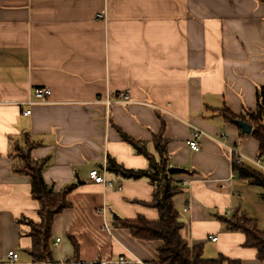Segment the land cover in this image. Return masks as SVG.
I'll return each mask as SVG.
<instances>
[{
    "label": "crops",
    "instance_id": "0c3cea01",
    "mask_svg": "<svg viewBox=\"0 0 264 264\" xmlns=\"http://www.w3.org/2000/svg\"><path fill=\"white\" fill-rule=\"evenodd\" d=\"M36 88L51 96L27 105ZM261 88L262 0H0V264H33L29 228L19 221L38 223L39 204L30 179L13 172L11 156L24 136L35 144L31 158L46 162L43 178L54 191L76 185L72 207L54 218L56 264L72 259L70 236L83 263L122 255L132 264L156 261L162 241L136 240L113 220L159 219L145 205L152 201L149 181L107 170L118 191L94 183L89 173L109 158L127 169H147L146 158L120 131L154 153L153 135L162 125L171 166L197 173L174 177L185 189L174 199L182 238L202 244L204 259L264 264L255 249L244 247L245 236L227 231L218 218L246 211V197L259 187L234 175L217 141L202 137L198 152L187 145L194 126L216 139L225 133L228 145L256 160L258 143L222 112L255 110ZM121 94L129 103H117ZM255 193L264 208L262 192ZM9 251L18 254L16 263Z\"/></svg>",
    "mask_w": 264,
    "mask_h": 264
},
{
    "label": "trees",
    "instance_id": "16d2710c",
    "mask_svg": "<svg viewBox=\"0 0 264 264\" xmlns=\"http://www.w3.org/2000/svg\"><path fill=\"white\" fill-rule=\"evenodd\" d=\"M264 2V0H262ZM256 109L246 110L244 114L236 116L225 108L224 119L235 124L240 120L250 124L253 128L252 137L258 143L256 160L264 164V88L256 94ZM122 138L131 145L135 153L143 155L148 167L145 170L127 169L109 158L106 167L109 172L116 173L127 180L146 179L153 187L152 201L145 204L159 213L157 221H148L139 216L136 220L118 219L114 223L121 229L127 230L130 235L142 242L162 241L163 246L158 250V258L150 264H241L239 260L225 258L220 255L216 259H204L202 244L190 245L180 235L183 227L180 222V212L176 209L174 199L184 194L185 189L181 182L174 179L177 175H170L171 166L168 142L164 139V125L159 133L153 135L152 145L155 152L150 153L146 143L137 141L120 131ZM22 145L16 143L12 158L16 162L13 172L30 179V195L39 204V222L29 219H20V224L26 225L31 238L29 254L33 264H56L52 251V226L56 215L72 207L70 195L76 185H71L62 191L56 192L53 186L48 185L43 178L45 161H35L30 151L35 146L28 136L22 137ZM234 175L246 181L249 185L262 189L261 199L264 202V172L255 166L232 161ZM196 171H186L184 174L193 177ZM229 232H240L245 236V248L255 249L257 259L264 262V231L260 230L255 219L249 218L244 212L234 211L231 216L218 217ZM73 247V257L67 264H83L80 261V245L74 236L69 237Z\"/></svg>",
    "mask_w": 264,
    "mask_h": 264
},
{
    "label": "built area",
    "instance_id": "2783aa9c",
    "mask_svg": "<svg viewBox=\"0 0 264 264\" xmlns=\"http://www.w3.org/2000/svg\"><path fill=\"white\" fill-rule=\"evenodd\" d=\"M51 96V91L49 89L45 88H36L34 90V100L27 102V105H35V104H45L47 103V99ZM117 103H129V96L127 94H121ZM111 102L107 101V105L109 106ZM24 115H29V111L25 112ZM192 132L190 135V138L187 140V145L190 148L191 151L193 152H198L201 148V138L202 137H210L211 139L217 141L224 149H226L229 157L231 158L232 161L236 162H246L248 164H251L255 166L256 168L260 169L262 172H264V164L261 163L259 160H253L249 159L246 156H244L238 149L235 147L228 145L227 142V135L225 133H222L221 139H216L212 136L207 135L204 131L200 130L197 127L191 126ZM107 167L104 166L102 169H93L89 173V178L91 181L98 185L105 186L107 188H113L118 191L121 190V186L118 184H115L113 182L107 181L105 175H106ZM233 178V176L231 177ZM189 209V205L186 204L184 206L183 212H187ZM105 228H107V224L104 225ZM210 240L212 242H215L217 238L211 237ZM59 240L56 241L58 243ZM8 260H10L11 263H16L18 261V254H16L14 251H9L8 252ZM135 262L139 263L140 261L136 260ZM133 262L129 260L126 256L122 255L119 256L116 260L114 261H99L95 263H83V264H132ZM36 264V263H35ZM51 264V263H48ZM61 264H67L66 262L61 263Z\"/></svg>",
    "mask_w": 264,
    "mask_h": 264
},
{
    "label": "rangeland",
    "instance_id": "374dc122",
    "mask_svg": "<svg viewBox=\"0 0 264 264\" xmlns=\"http://www.w3.org/2000/svg\"><path fill=\"white\" fill-rule=\"evenodd\" d=\"M251 191L253 192H249L248 196L245 199L246 211H243L245 212L247 217L256 219V221L258 220L257 223L259 229L264 231V208H261L259 205L256 204L257 196L255 193V191H263L261 188H252Z\"/></svg>",
    "mask_w": 264,
    "mask_h": 264
},
{
    "label": "water",
    "instance_id": "95a60500",
    "mask_svg": "<svg viewBox=\"0 0 264 264\" xmlns=\"http://www.w3.org/2000/svg\"><path fill=\"white\" fill-rule=\"evenodd\" d=\"M235 125H237L243 134H251L252 133V126L244 121L237 120L235 121ZM170 175H180L186 172L185 169L178 168V167H170L168 170ZM118 216H113V220H118Z\"/></svg>",
    "mask_w": 264,
    "mask_h": 264
}]
</instances>
